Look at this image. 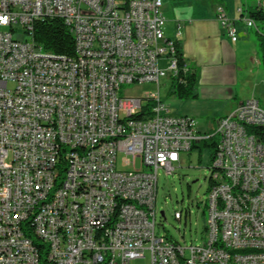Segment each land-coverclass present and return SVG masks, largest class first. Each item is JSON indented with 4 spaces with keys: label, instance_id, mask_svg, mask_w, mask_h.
Masks as SVG:
<instances>
[{
    "label": "built area",
    "instance_id": "2783aa9c",
    "mask_svg": "<svg viewBox=\"0 0 264 264\" xmlns=\"http://www.w3.org/2000/svg\"><path fill=\"white\" fill-rule=\"evenodd\" d=\"M162 6L0 0V264H264V106L249 97L213 133L174 114L160 81L182 83L190 65ZM47 17L65 22L74 55L36 43ZM217 19L237 40L222 5ZM131 83L157 92L122 96ZM211 134L206 237L183 245L157 232L159 171L175 173L181 152ZM119 153L130 169L118 167Z\"/></svg>",
    "mask_w": 264,
    "mask_h": 264
},
{
    "label": "crops",
    "instance_id": "0c3cea01",
    "mask_svg": "<svg viewBox=\"0 0 264 264\" xmlns=\"http://www.w3.org/2000/svg\"><path fill=\"white\" fill-rule=\"evenodd\" d=\"M219 5L235 22L237 40H233L218 21ZM248 9V0H163L166 34L173 37L180 27V49L197 74L196 96L186 100L202 105L191 107L185 115L223 117L249 97L260 99L257 90L262 81L260 68L263 64L259 38L238 37V32L244 30L238 22L247 15ZM240 73L246 74L243 80L239 78ZM255 75L257 82L251 78Z\"/></svg>",
    "mask_w": 264,
    "mask_h": 264
},
{
    "label": "rangeland",
    "instance_id": "374dc122",
    "mask_svg": "<svg viewBox=\"0 0 264 264\" xmlns=\"http://www.w3.org/2000/svg\"><path fill=\"white\" fill-rule=\"evenodd\" d=\"M246 1V0H245ZM246 3V2H245ZM249 8L260 5L258 0H248ZM264 4V0H262ZM248 7V6H247ZM246 10V9H245ZM247 12V11H246ZM244 15L239 20V25L244 28L242 33L238 32V37L251 36L259 38L256 26L249 27L244 23L247 19ZM257 25L264 31V23L258 22ZM173 37L176 35L172 34ZM179 42L181 36L178 37ZM260 73L262 81L258 84V97L260 104L264 106V66H261ZM200 74V73H199ZM246 74H239L243 80ZM258 81V77L251 76ZM252 91V89H250ZM157 85L155 83L145 84H124L121 87L120 94L145 96L146 94L156 93ZM160 95L163 102L174 114H187L186 111L196 105H202L199 102L186 99H180L174 92L173 81L170 77H164L160 81ZM220 116L200 115L195 119L198 122V128L201 133L214 132L216 123ZM125 156L123 153L118 155V167L130 169L132 166L123 162ZM213 160L208 148L195 147L192 150L181 152V164L176 166L175 173L168 174L164 170L159 171L158 175V194L156 199V208L158 210L157 232L167 234L169 237L179 241L183 245L191 243H201L206 237L205 226L208 220L207 189L209 187V177L212 172ZM164 211L165 215H161ZM175 211H182L181 220L175 218ZM186 213L188 214L186 216Z\"/></svg>",
    "mask_w": 264,
    "mask_h": 264
},
{
    "label": "trees",
    "instance_id": "16d2710c",
    "mask_svg": "<svg viewBox=\"0 0 264 264\" xmlns=\"http://www.w3.org/2000/svg\"><path fill=\"white\" fill-rule=\"evenodd\" d=\"M247 13L249 18H251L255 22L257 31L259 33V52L261 62L264 66V31H262L261 28L257 25L258 22L264 23V4L261 3L256 7L249 8ZM35 39L36 43L38 45H42L45 51H50L57 54H64L68 56L74 55V37L65 22L61 18L47 17L44 20L38 22L36 24L35 29ZM196 84L197 74L189 66V70L187 74H185V81H183L182 83L178 80L173 81V93H175L180 99L194 98L196 96ZM151 105H153V103L151 102H148L144 105L142 112L138 115L141 119L148 118V116H150ZM146 114L147 117L144 116ZM209 133H213V131ZM259 133L262 135L261 132ZM262 139L264 141V134L262 135ZM217 145L218 140L216 136L211 134V137H209L208 139L201 140L199 143L194 144L192 149L195 147L208 148L210 150L211 158L214 163ZM213 176L214 175L211 172L207 193L211 190L213 185H215ZM187 215L188 214L186 213V216Z\"/></svg>",
    "mask_w": 264,
    "mask_h": 264
},
{
    "label": "water",
    "instance_id": "95a60500",
    "mask_svg": "<svg viewBox=\"0 0 264 264\" xmlns=\"http://www.w3.org/2000/svg\"><path fill=\"white\" fill-rule=\"evenodd\" d=\"M161 215H163V216L165 215L164 211H161Z\"/></svg>",
    "mask_w": 264,
    "mask_h": 264
}]
</instances>
